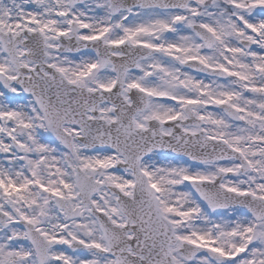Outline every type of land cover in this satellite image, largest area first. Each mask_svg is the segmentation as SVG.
Here are the masks:
<instances>
[{
  "label": "snow or ice",
  "instance_id": "obj_1",
  "mask_svg": "<svg viewBox=\"0 0 264 264\" xmlns=\"http://www.w3.org/2000/svg\"><path fill=\"white\" fill-rule=\"evenodd\" d=\"M0 264H264V0H0Z\"/></svg>",
  "mask_w": 264,
  "mask_h": 264
}]
</instances>
